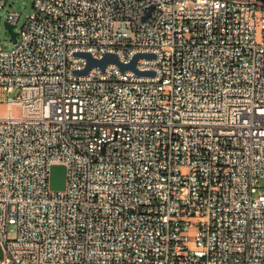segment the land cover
Here are the masks:
<instances>
[{
	"label": "built area",
	"instance_id": "built-area-1",
	"mask_svg": "<svg viewBox=\"0 0 264 264\" xmlns=\"http://www.w3.org/2000/svg\"><path fill=\"white\" fill-rule=\"evenodd\" d=\"M8 1L0 264H264V1Z\"/></svg>",
	"mask_w": 264,
	"mask_h": 264
},
{
	"label": "water",
	"instance_id": "water-1",
	"mask_svg": "<svg viewBox=\"0 0 264 264\" xmlns=\"http://www.w3.org/2000/svg\"><path fill=\"white\" fill-rule=\"evenodd\" d=\"M264 1V0H262ZM6 27L9 30V33L11 34L14 43H17V38H18V33L15 31L16 26L11 25L9 23H6ZM80 56L84 57L87 62L88 66L87 68L79 72V75H88L90 70L92 68L98 67L102 70L106 69L107 66L109 65H117L121 68L123 71H134L136 72L139 76H152L154 75L152 72H139L136 68L137 61L142 59V58H153V55H144V54H139L135 56L133 61L130 64H123L120 62L118 56L114 54H107L103 59L101 60H96L94 59L90 54L84 53L80 54ZM66 174L67 170L65 166H53L52 171H51V190L53 191H61L64 190L66 187ZM3 258V250L2 247L0 246V259Z\"/></svg>",
	"mask_w": 264,
	"mask_h": 264
},
{
	"label": "rangeland",
	"instance_id": "rangeland-1",
	"mask_svg": "<svg viewBox=\"0 0 264 264\" xmlns=\"http://www.w3.org/2000/svg\"><path fill=\"white\" fill-rule=\"evenodd\" d=\"M33 4L34 0H9L6 4V7L1 12V40L6 50H11L16 45L5 24L9 13H17L21 16L19 25L15 29V31L18 33L21 30L22 26L26 23L30 14L32 13ZM16 96L17 92L9 94L2 87H0V116H4L8 113V99ZM13 114L15 116H20V109L15 107L13 109ZM262 185L264 186V181L262 182ZM259 193L262 194L264 193V191L260 190Z\"/></svg>",
	"mask_w": 264,
	"mask_h": 264
}]
</instances>
